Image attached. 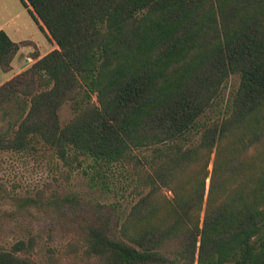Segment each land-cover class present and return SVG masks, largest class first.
I'll list each match as a JSON object with an SVG mask.
<instances>
[{"label": "trees", "instance_id": "obj_1", "mask_svg": "<svg viewBox=\"0 0 264 264\" xmlns=\"http://www.w3.org/2000/svg\"><path fill=\"white\" fill-rule=\"evenodd\" d=\"M19 1L56 48L0 85V153L118 175L133 199L124 216L73 193L27 200L64 241L45 264H264V0ZM26 47L0 31V70ZM37 237L0 264H37Z\"/></svg>", "mask_w": 264, "mask_h": 264}, {"label": "rangeland", "instance_id": "obj_2", "mask_svg": "<svg viewBox=\"0 0 264 264\" xmlns=\"http://www.w3.org/2000/svg\"><path fill=\"white\" fill-rule=\"evenodd\" d=\"M0 27L14 41L30 40L36 44V48H25L28 50L25 57L34 52L43 56L56 48L45 38L19 0H0ZM29 58L27 67L34 62L33 58ZM14 70L13 68L9 74L0 73V80L11 75ZM237 81V77L230 78L221 97L208 111V117L215 119L223 115L229 93L236 87ZM59 115L63 125L71 118L69 107L62 106ZM1 127L0 122V129ZM53 192L73 193L85 202L118 203L122 216L133 203L128 195L127 185L118 175L109 174L101 182L85 167L68 173L61 163L46 157L14 152L0 153V248H8L19 240H26L29 235L38 236L39 243L33 258L37 264H45L46 248L62 247L64 241L60 239H56L52 245L46 242L47 218L44 207L25 203L38 197L48 198ZM167 195L170 196L169 193Z\"/></svg>", "mask_w": 264, "mask_h": 264}, {"label": "crops", "instance_id": "obj_3", "mask_svg": "<svg viewBox=\"0 0 264 264\" xmlns=\"http://www.w3.org/2000/svg\"><path fill=\"white\" fill-rule=\"evenodd\" d=\"M0 31H4V30L1 29V27H0ZM4 32L9 37V39L11 40L12 37L10 36V34H8L6 31H4ZM21 41H24V40H21ZM13 42H17V41L13 40ZM18 42H20V41H18ZM26 53L28 54V50H26L25 48H22L20 50V52H18V54L15 56V58L12 61V70H13V68L15 70L11 73V75H7L5 77V79L0 80V85L2 83H4L5 81L9 80L10 78H12L15 74H17V73H19V72H21V71H23L24 69L27 68V66H28V64H27L28 62L27 61L30 60V58L29 57H25ZM0 73H3V72L0 70ZM6 74H9V72L6 73Z\"/></svg>", "mask_w": 264, "mask_h": 264}]
</instances>
